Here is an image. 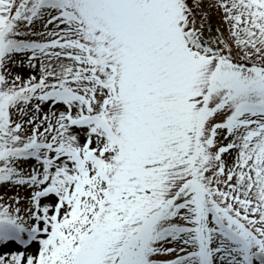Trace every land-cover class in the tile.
Listing matches in <instances>:
<instances>
[{
    "label": "snow or ice",
    "instance_id": "snow-or-ice-1",
    "mask_svg": "<svg viewBox=\"0 0 264 264\" xmlns=\"http://www.w3.org/2000/svg\"><path fill=\"white\" fill-rule=\"evenodd\" d=\"M0 264H264V0H0Z\"/></svg>",
    "mask_w": 264,
    "mask_h": 264
},
{
    "label": "rangeland",
    "instance_id": "rangeland-1",
    "mask_svg": "<svg viewBox=\"0 0 264 264\" xmlns=\"http://www.w3.org/2000/svg\"><path fill=\"white\" fill-rule=\"evenodd\" d=\"M204 3L207 6L208 4H213L214 0H204ZM209 11H210V14H211V19L213 21H217L218 22L219 21V14L216 12V10L214 8H212V9H209ZM219 26L222 28L223 24L220 23ZM205 35H208L207 31H205Z\"/></svg>",
    "mask_w": 264,
    "mask_h": 264
}]
</instances>
